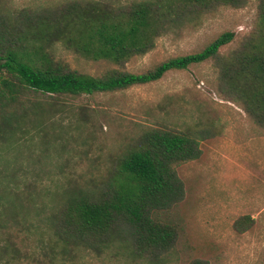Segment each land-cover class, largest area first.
I'll use <instances>...</instances> for the list:
<instances>
[{"label":"rangeland","instance_id":"rangeland-1","mask_svg":"<svg viewBox=\"0 0 264 264\" xmlns=\"http://www.w3.org/2000/svg\"><path fill=\"white\" fill-rule=\"evenodd\" d=\"M65 1L0 0V35L7 34L0 37V53L18 36L21 19ZM257 1L171 27L152 51L123 69L145 72L201 51L224 32L235 36L220 53L235 50L257 28ZM49 51L61 65L95 77L118 68L60 44ZM8 76L0 70V83ZM22 101L0 100V264H264V130L223 96L212 61L114 93H26ZM145 128L206 135L199 142L201 156L175 167L184 197L161 216L179 227L174 247L155 261L120 241L87 249L60 239L53 225L63 195L107 185L115 162ZM241 217L252 224L239 233L234 224Z\"/></svg>","mask_w":264,"mask_h":264},{"label":"trees","instance_id":"trees-1","mask_svg":"<svg viewBox=\"0 0 264 264\" xmlns=\"http://www.w3.org/2000/svg\"><path fill=\"white\" fill-rule=\"evenodd\" d=\"M247 2L141 0L123 5L69 0L44 8L21 19L18 36L0 53V70L9 75L1 80L0 100L22 105L26 93L72 98L109 94L212 61L223 96L264 130V0L257 1L255 31L227 54L220 51L233 41L232 32L220 34L199 52L170 58L145 72L123 69L133 57L152 51L156 40L171 27L219 8L240 9ZM56 44L85 59L107 61L118 68L97 77L71 70L50 55ZM204 138L206 135L192 130L145 128L117 159L107 185L97 192L63 195L54 216L55 234L87 249L124 242L134 254L156 261L178 240L179 227L161 217L184 197L175 167L197 160L201 156L199 142ZM251 224V219L241 217L234 229L245 232Z\"/></svg>","mask_w":264,"mask_h":264}]
</instances>
